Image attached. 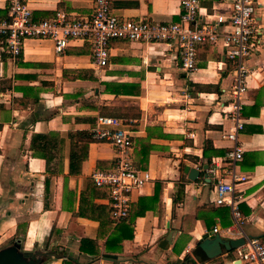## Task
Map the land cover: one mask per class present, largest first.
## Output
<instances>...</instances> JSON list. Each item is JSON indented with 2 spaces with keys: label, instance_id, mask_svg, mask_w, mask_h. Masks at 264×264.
I'll use <instances>...</instances> for the list:
<instances>
[{
  "label": "crops",
  "instance_id": "obj_1",
  "mask_svg": "<svg viewBox=\"0 0 264 264\" xmlns=\"http://www.w3.org/2000/svg\"><path fill=\"white\" fill-rule=\"evenodd\" d=\"M23 1L35 20L59 12L86 17L94 5ZM138 1L136 8H111L112 14L169 22L182 11L183 0ZM198 1L196 24L228 16L233 2ZM255 10L259 45L246 60L245 124L238 137L244 153L236 166L247 178L235 187L240 229L230 209L215 204L217 181L229 177L231 147L223 135L231 126L224 112L233 64L222 40L197 47L192 73L181 70L176 50L160 44L111 41L108 64L96 70L87 42H70L56 54L51 40L28 39L17 59L0 43V250L14 247L36 264H184L186 256L196 264H238L236 250L202 261L195 249L210 235L226 241L244 234L264 244V0H255ZM6 14L7 0H0V18ZM99 116L123 121L133 137L132 161L152 178L131 193L129 215L120 223H112L108 189L91 181L94 171L113 167L110 144L89 143L80 173L69 174V132H91ZM34 135L45 136L39 154L30 149ZM49 156L47 164L42 158ZM185 166L199 170L195 181L187 179ZM157 181L164 186L153 198ZM80 199L92 217L78 215ZM121 223L129 225L132 238L112 240L106 249ZM170 233L168 247L160 248ZM83 240L97 243L81 251Z\"/></svg>",
  "mask_w": 264,
  "mask_h": 264
},
{
  "label": "built area",
  "instance_id": "obj_2",
  "mask_svg": "<svg viewBox=\"0 0 264 264\" xmlns=\"http://www.w3.org/2000/svg\"><path fill=\"white\" fill-rule=\"evenodd\" d=\"M198 9V0H183L178 21H136L113 15L110 0H94L93 12L89 16L59 12L54 18L35 20L23 0H7V14L0 18V43L12 58L17 59L28 39L51 40L56 54L63 53L70 42H87L91 46L92 65L96 70L108 64L111 41L160 44L176 50L181 70L192 73L197 69V47L222 40L225 56L233 64L231 101L224 112L231 126L223 135L231 142V147L226 154L230 167L226 173L229 177L227 181H217L215 204L227 206L234 226L240 229L243 217L235 187L247 178L236 172V166L242 161L244 153L238 137L245 124L242 102L249 76L246 60L259 45L255 0H233L228 16L217 14L203 24L195 23ZM92 139L108 143L114 150L113 167L94 171L91 180L96 187L108 189L111 220L123 221L129 215L131 193L150 183L152 178L149 172L138 169L132 161L133 137L122 120L99 116L92 129ZM216 233L214 228L213 234ZM241 237L244 244L236 249L238 264H264V244L244 234Z\"/></svg>",
  "mask_w": 264,
  "mask_h": 264
},
{
  "label": "trees",
  "instance_id": "obj_3",
  "mask_svg": "<svg viewBox=\"0 0 264 264\" xmlns=\"http://www.w3.org/2000/svg\"><path fill=\"white\" fill-rule=\"evenodd\" d=\"M110 6L111 8H130V7L136 8L139 6V1L138 0H110ZM108 88H109L108 85H106L107 92L110 91ZM44 137H45L44 135H34L32 137L30 149L36 152L37 154H39L38 152L41 153L43 151V148L40 146L39 140L43 139ZM69 140H70L69 174L77 175L78 173H80V168H81L82 163L87 159V151H88L89 143L94 142V140L92 139V131L91 132H87V131L69 132ZM203 154L205 155L206 153L203 152ZM42 159H44L47 164L51 160L50 156H49V160L46 157ZM92 184L94 185L93 182ZM163 186H164L163 182L157 181L155 183L153 198L158 195L159 190H161ZM182 192H183V188L179 194H181ZM78 215L81 217H92L90 214L86 212V209L83 206L82 199H80ZM100 222H101V219H100ZM118 223H116L115 225H118ZM125 231L129 232V235L122 236V234ZM113 234L114 236L108 238V240L106 241V249H109V243L112 240H116V241L118 240L119 242H121L124 238L126 239L132 238L131 228H129V225L124 224V223H121L120 226L114 230ZM96 243L97 242L95 241L83 240L80 246V249L81 251H86L87 247L89 246L94 247L96 246ZM183 261H184V264H196L195 261L191 259L189 256H186ZM64 264H74V263H72V261L64 260Z\"/></svg>",
  "mask_w": 264,
  "mask_h": 264
},
{
  "label": "water",
  "instance_id": "obj_4",
  "mask_svg": "<svg viewBox=\"0 0 264 264\" xmlns=\"http://www.w3.org/2000/svg\"><path fill=\"white\" fill-rule=\"evenodd\" d=\"M207 169V166H204ZM184 174H187V179L190 181H195L199 175V170L185 166L183 170ZM172 233L163 240L159 247L166 249L171 242ZM244 244V239L242 237L232 240H222L218 235H210L203 239L195 249V255L202 261L212 260L223 251L231 252L236 250ZM0 264H36L33 257L28 254H20L14 247H8L0 250Z\"/></svg>",
  "mask_w": 264,
  "mask_h": 264
}]
</instances>
